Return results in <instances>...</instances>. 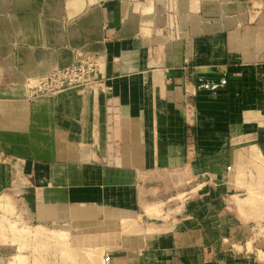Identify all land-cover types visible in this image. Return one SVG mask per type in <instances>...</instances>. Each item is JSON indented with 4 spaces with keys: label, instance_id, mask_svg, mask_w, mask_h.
Masks as SVG:
<instances>
[{
    "label": "crops",
    "instance_id": "0c3cea01",
    "mask_svg": "<svg viewBox=\"0 0 264 264\" xmlns=\"http://www.w3.org/2000/svg\"><path fill=\"white\" fill-rule=\"evenodd\" d=\"M0 194V264H264V0H0Z\"/></svg>",
    "mask_w": 264,
    "mask_h": 264
},
{
    "label": "built area",
    "instance_id": "2783aa9c",
    "mask_svg": "<svg viewBox=\"0 0 264 264\" xmlns=\"http://www.w3.org/2000/svg\"><path fill=\"white\" fill-rule=\"evenodd\" d=\"M98 55L78 56L71 64L53 69L29 85V96L54 94L70 87H89L97 81Z\"/></svg>",
    "mask_w": 264,
    "mask_h": 264
},
{
    "label": "rangeland",
    "instance_id": "374dc122",
    "mask_svg": "<svg viewBox=\"0 0 264 264\" xmlns=\"http://www.w3.org/2000/svg\"><path fill=\"white\" fill-rule=\"evenodd\" d=\"M20 214H21L20 206L16 205L14 201L10 199V196L3 195L2 198H0V243L1 242L6 243L8 236L12 237L14 241H17V239L24 238L22 235V225H21L22 222H21ZM59 236L61 237L59 238ZM57 238L60 241H62L65 239V235H63V233H61V235L58 234ZM58 250H60L61 258L64 259L66 256L65 249H58ZM67 250L72 255V257L67 256V258H72L73 264H78V261L76 259L82 262L81 260L82 249H75L74 246L72 249H67ZM16 260H18L17 257Z\"/></svg>",
    "mask_w": 264,
    "mask_h": 264
},
{
    "label": "bare ground",
    "instance_id": "6f19581e",
    "mask_svg": "<svg viewBox=\"0 0 264 264\" xmlns=\"http://www.w3.org/2000/svg\"><path fill=\"white\" fill-rule=\"evenodd\" d=\"M2 196L3 195H0V198H2ZM124 221L126 222L127 220H124ZM128 222H129V220H128ZM60 235H61V233H60ZM60 237L61 236H59V238ZM62 237H64V236H62ZM61 239H64V238H61ZM62 241H64V240H62ZM75 249H82L81 250L82 264H103L102 248L100 246L99 247L98 246L75 247Z\"/></svg>",
    "mask_w": 264,
    "mask_h": 264
}]
</instances>
